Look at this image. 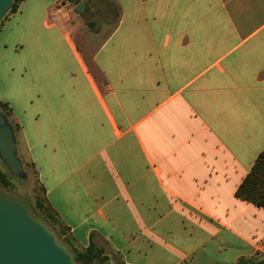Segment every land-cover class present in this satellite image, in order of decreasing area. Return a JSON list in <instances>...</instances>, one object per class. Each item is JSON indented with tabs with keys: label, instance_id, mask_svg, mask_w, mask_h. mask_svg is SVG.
<instances>
[{
	"label": "crops",
	"instance_id": "obj_1",
	"mask_svg": "<svg viewBox=\"0 0 264 264\" xmlns=\"http://www.w3.org/2000/svg\"><path fill=\"white\" fill-rule=\"evenodd\" d=\"M85 1L24 0L0 25V100L68 246L104 264L264 251V207L236 195L264 150V0ZM110 14L79 41L74 16Z\"/></svg>",
	"mask_w": 264,
	"mask_h": 264
},
{
	"label": "water",
	"instance_id": "obj_2",
	"mask_svg": "<svg viewBox=\"0 0 264 264\" xmlns=\"http://www.w3.org/2000/svg\"><path fill=\"white\" fill-rule=\"evenodd\" d=\"M15 0H0V25ZM75 12L84 15L86 1ZM95 23H91L93 27ZM0 160L11 175L25 178L24 161L19 153L17 130L0 106ZM0 264H79L56 231L36 215L29 204L0 185Z\"/></svg>",
	"mask_w": 264,
	"mask_h": 264
},
{
	"label": "trees",
	"instance_id": "obj_3",
	"mask_svg": "<svg viewBox=\"0 0 264 264\" xmlns=\"http://www.w3.org/2000/svg\"><path fill=\"white\" fill-rule=\"evenodd\" d=\"M22 1L24 0H15L13 4V8L10 11V13L15 12ZM61 1L63 3L72 2L77 4L81 0H61ZM9 14L6 16V18L9 16ZM0 106L7 113V115L11 117L12 111L10 106L1 100H0ZM13 124L17 130L18 126L14 122ZM23 161H24L25 170L27 169V166L29 165L33 166L30 163L28 165V163L24 159ZM11 176L12 175L10 174L8 169L6 171H0V185L3 188H5L7 191H9L8 189L13 186L12 182L10 181ZM236 195L243 200L252 202L257 206L264 207V150L259 154L252 169L247 174L243 182L237 188ZM37 205L43 216H41L36 210H34V213L38 216H41L43 220L56 231L59 238L62 237L63 232L57 227L58 225L57 217L54 215L51 208L45 205L44 197L41 199V201L37 202ZM61 240L67 245H69L67 238L63 237L61 238ZM70 249L74 254L75 261L79 264H101L105 259H107V256L104 255L103 249L98 247L90 246L84 251H80L72 247ZM236 264H264V260L261 261V260H256L252 257H242L238 260Z\"/></svg>",
	"mask_w": 264,
	"mask_h": 264
},
{
	"label": "rangeland",
	"instance_id": "obj_4",
	"mask_svg": "<svg viewBox=\"0 0 264 264\" xmlns=\"http://www.w3.org/2000/svg\"><path fill=\"white\" fill-rule=\"evenodd\" d=\"M106 0H88L87 7L88 9L93 10V9H101L100 5L103 6L105 5ZM72 3V2H69ZM73 5V4H71ZM104 7V6H103ZM75 19H78L81 24H83V19H84V24L83 26H80L82 29H78L77 31V37L81 43L84 42L85 38L91 39L92 43H96V41L99 39H95L94 33H96L105 23H110L112 25V21L115 20V15L110 14L108 17H104L102 15H91L87 16L84 18L81 16H74ZM110 21V22H107ZM96 23V25L93 28L89 27L90 23ZM79 24V25H81ZM111 27V26H110ZM110 29V28H109ZM92 37V38H91ZM95 39V40H93ZM94 41V42H93ZM10 120L12 121L11 117H9ZM13 122V121H12ZM29 165V162H27ZM7 167L3 164V162L0 160V171H6ZM27 172V177L25 178H20V177H15L11 176L10 181L12 182L13 186L9 188V192L12 194L24 199L34 212L36 210L41 216L43 214L41 213L40 209L38 208L37 202L41 201V199L44 197V191L43 188L38 180L37 172L35 168L31 165L27 166L26 169ZM41 216H39L41 219H43ZM49 225V224H48ZM50 226V225H49ZM59 237V236H58ZM62 237L59 239L61 240ZM68 246V245H67ZM70 249V247L68 246ZM71 250V249H70ZM252 258L256 260H264V251L258 252ZM104 264V263H101ZM118 264V263H114Z\"/></svg>",
	"mask_w": 264,
	"mask_h": 264
}]
</instances>
